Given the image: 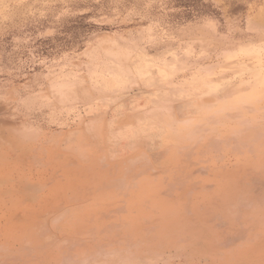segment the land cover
<instances>
[{
    "label": "rangeland",
    "instance_id": "rangeland-1",
    "mask_svg": "<svg viewBox=\"0 0 264 264\" xmlns=\"http://www.w3.org/2000/svg\"><path fill=\"white\" fill-rule=\"evenodd\" d=\"M0 264H264V0H0Z\"/></svg>",
    "mask_w": 264,
    "mask_h": 264
},
{
    "label": "crops",
    "instance_id": "crops-1",
    "mask_svg": "<svg viewBox=\"0 0 264 264\" xmlns=\"http://www.w3.org/2000/svg\"><path fill=\"white\" fill-rule=\"evenodd\" d=\"M122 72L124 73V74H126L127 75V73H130V71L129 70H125V69H123L122 70ZM140 119V118H139ZM138 122V121H137ZM134 126V125H133ZM140 127V126H139ZM124 134L125 135H132V130L131 129H125L124 130ZM143 134V130H141V135Z\"/></svg>",
    "mask_w": 264,
    "mask_h": 264
},
{
    "label": "bare ground",
    "instance_id": "bare-ground-1",
    "mask_svg": "<svg viewBox=\"0 0 264 264\" xmlns=\"http://www.w3.org/2000/svg\"><path fill=\"white\" fill-rule=\"evenodd\" d=\"M208 72V71H207ZM261 76V75H260ZM222 83V82H221ZM144 148V147H143ZM101 149V148H100ZM102 150V149H101ZM98 162H100V161H98ZM233 168V167H232ZM105 169V168H104ZM208 187H209V185H208ZM154 189V188H153Z\"/></svg>",
    "mask_w": 264,
    "mask_h": 264
}]
</instances>
